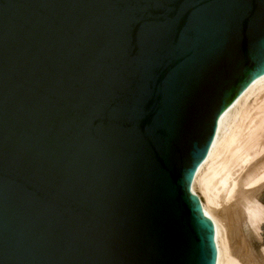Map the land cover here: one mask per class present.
I'll list each match as a JSON object with an SVG mask.
<instances>
[{"label":"water","instance_id":"1","mask_svg":"<svg viewBox=\"0 0 264 264\" xmlns=\"http://www.w3.org/2000/svg\"><path fill=\"white\" fill-rule=\"evenodd\" d=\"M262 75L264 0H0V264H217L191 186Z\"/></svg>","mask_w":264,"mask_h":264},{"label":"bare ground","instance_id":"2","mask_svg":"<svg viewBox=\"0 0 264 264\" xmlns=\"http://www.w3.org/2000/svg\"><path fill=\"white\" fill-rule=\"evenodd\" d=\"M191 189L214 222L217 264H264V75L226 110Z\"/></svg>","mask_w":264,"mask_h":264},{"label":"rangeland","instance_id":"3","mask_svg":"<svg viewBox=\"0 0 264 264\" xmlns=\"http://www.w3.org/2000/svg\"><path fill=\"white\" fill-rule=\"evenodd\" d=\"M261 198H262V203H264V201H263V198H264V190H263V193H262V196H261ZM261 234H262V245H264V224H263V226H262V230H261Z\"/></svg>","mask_w":264,"mask_h":264}]
</instances>
